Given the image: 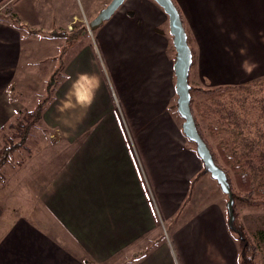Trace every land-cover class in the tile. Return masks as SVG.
<instances>
[{"label": "crops", "instance_id": "crops-1", "mask_svg": "<svg viewBox=\"0 0 264 264\" xmlns=\"http://www.w3.org/2000/svg\"><path fill=\"white\" fill-rule=\"evenodd\" d=\"M11 1L22 26L0 14V141L26 112L20 89L44 87L39 121L64 130L66 156L42 196L51 219L0 207V264H104L146 238L153 245L129 264H240L227 196L199 174L181 131L162 8L124 0L90 38L84 23L110 0H85L97 1L89 10L82 0ZM174 2L192 53L190 87L236 94L264 82V0ZM256 113L248 133L264 135V109ZM194 190L209 196L199 206ZM160 223H174L165 239Z\"/></svg>", "mask_w": 264, "mask_h": 264}, {"label": "rangeland", "instance_id": "rangeland-1", "mask_svg": "<svg viewBox=\"0 0 264 264\" xmlns=\"http://www.w3.org/2000/svg\"><path fill=\"white\" fill-rule=\"evenodd\" d=\"M10 1L11 0H3L0 2V14H5L4 10L12 4V1ZM82 3L84 8L89 10L95 8L97 1L87 4L85 0H82ZM88 23H84V26L89 32L90 38H92V30H89ZM44 43L45 41L43 39L42 44ZM20 91L25 96V107L22 111L25 109V111L33 110L38 105V101L45 94L44 87L35 93L28 87L21 88ZM245 91L246 93H242V91L238 90L236 94L232 92L230 94H225L226 97L215 100V103H217L216 108L213 107L214 104L209 107L210 103H208L205 105V111L208 109L209 111L216 112L215 114L218 115V117L212 114V118L215 122L216 120L219 122H226L229 128V130L226 129V132L231 136L234 134L233 141L234 144L238 146V149L235 150L236 153L240 152L247 155L251 151H257L258 156L264 158V135L250 134L248 133V127H246L248 126L246 123L251 122L246 116L249 115V113L257 115L256 110L259 106L264 109V82L261 84L255 82L253 85L246 87ZM191 93L192 105H194L195 102L202 101V91L194 90ZM243 101H246V104L250 102V105H253L249 113L245 112L248 110L244 107ZM33 106V109L27 110ZM22 117L23 113H20L16 119L11 121L10 125L13 127L9 126L4 128L0 142L4 141L11 144L19 142V138L14 136V132L15 130L17 132L18 128L16 126L17 119L21 120ZM196 118L203 136L209 139L206 123L198 114H196ZM255 121L258 120L254 119L253 122ZM59 122L60 120H58V123ZM263 124L264 123H262V125ZM63 132L64 130H62L60 126H52V128H50L49 119L39 121L36 128H30L25 143H20V146L10 154L9 160L0 167V207H7L5 212L9 211L10 213H16L17 209L26 208V212L29 211L33 213L34 208H37V211H35L42 219H51L50 215L45 210H42L45 205L41 201H43L42 196L45 195L50 187V179L60 168L66 156L65 135ZM188 143L195 148V144L192 141L188 140ZM251 167L253 170L258 169L254 162L251 163ZM192 197L195 205L199 206L201 205V201L208 199L209 196L205 195L202 197L198 195L197 197V191L194 190L192 192ZM226 201L227 199L224 202ZM235 207L237 211L236 223L243 225L256 244V231L262 230L264 232V207L248 206L237 201H235ZM173 225L174 223L171 224V227H173ZM171 227L170 224L163 225L160 223L159 230L162 239H165L166 236L169 235ZM156 241H158V239ZM258 241H263V239L258 238ZM151 245H153L151 239L146 238L145 242L139 241L138 244L129 246L115 256L113 260L104 264H129L131 258H134L137 253L149 249ZM257 246L260 252L256 256V264H264V251L261 250V248L264 249V244L260 243Z\"/></svg>", "mask_w": 264, "mask_h": 264}, {"label": "trees", "instance_id": "trees-1", "mask_svg": "<svg viewBox=\"0 0 264 264\" xmlns=\"http://www.w3.org/2000/svg\"><path fill=\"white\" fill-rule=\"evenodd\" d=\"M1 1L3 0H0V2ZM172 1L179 12L174 0ZM4 11L15 25L22 26L11 6H8ZM179 15L182 20L180 12ZM182 24L184 26L183 20ZM194 90H200L206 95L202 101L195 102L194 105L191 103L192 98L190 101L191 111L197 130L208 146L214 163L225 171L234 198L233 224L239 232L235 233L238 236L240 246V264H256L255 259L260 252L257 245L260 243L264 244V232L262 230L256 231L255 237L257 241L255 244L242 224H238L235 221L237 218L235 201L248 206L264 207V158H260L257 151H251L247 155L240 152L236 153L235 150L238 149V146L234 144V134L231 136L226 132V129L229 130L226 122H219L218 120L215 122L212 118V114L214 113L208 109L205 111V105L208 103L212 104L211 102H215L216 99L226 97L225 94H228V92H226V87H215L211 89L190 87V93ZM43 103L44 101L38 103L33 110L24 112L21 120L17 119L16 126L18 128L17 132L15 130L14 136L19 138V142L13 144L3 142V144L0 145V167L9 160L10 154L20 146V143H25L30 128L40 119ZM196 114L206 123L209 139L205 138L200 131ZM214 115L218 117V115ZM250 162L256 163L258 169L253 170ZM203 173L207 172L202 169L199 174ZM258 238L263 239V241H258ZM261 250L264 251L263 248H261Z\"/></svg>", "mask_w": 264, "mask_h": 264}, {"label": "water", "instance_id": "water-1", "mask_svg": "<svg viewBox=\"0 0 264 264\" xmlns=\"http://www.w3.org/2000/svg\"><path fill=\"white\" fill-rule=\"evenodd\" d=\"M124 0H110L89 21V30L96 29L103 21L107 20ZM168 17L169 33L172 36V44L175 50L173 71L175 75L176 109L182 118L181 131L185 138L195 144V152L201 160L203 170L219 185L220 190L227 196L226 212L228 227L239 233L233 224L234 221V198L227 181L225 171L214 163L211 152L205 141L200 136L191 111L190 85L188 83L189 69L192 63V53L187 41V34L182 24L179 12L172 0H153Z\"/></svg>", "mask_w": 264, "mask_h": 264}, {"label": "built area", "instance_id": "built-area-1", "mask_svg": "<svg viewBox=\"0 0 264 264\" xmlns=\"http://www.w3.org/2000/svg\"><path fill=\"white\" fill-rule=\"evenodd\" d=\"M87 23V22H86ZM70 28V27H69Z\"/></svg>", "mask_w": 264, "mask_h": 264}]
</instances>
